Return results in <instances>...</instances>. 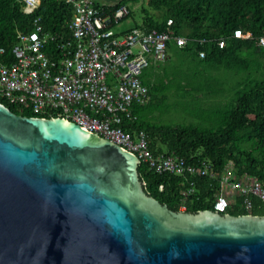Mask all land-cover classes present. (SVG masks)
<instances>
[{
  "label": "water",
  "instance_id": "95a60500",
  "mask_svg": "<svg viewBox=\"0 0 264 264\" xmlns=\"http://www.w3.org/2000/svg\"><path fill=\"white\" fill-rule=\"evenodd\" d=\"M139 163L0 101V264H264V215L172 210L145 191Z\"/></svg>",
  "mask_w": 264,
  "mask_h": 264
},
{
  "label": "trees",
  "instance_id": "16d2710c",
  "mask_svg": "<svg viewBox=\"0 0 264 264\" xmlns=\"http://www.w3.org/2000/svg\"><path fill=\"white\" fill-rule=\"evenodd\" d=\"M121 4L126 1L111 7ZM147 4L141 9V24L136 25L163 31L172 19L171 28L187 42L168 43L180 58L178 66L160 63L145 70L149 100L134 105L135 121L122 126L143 130L154 155H174L194 166L205 161L210 169L205 175L157 173L140 161L138 174L145 191L175 211L182 206L188 212L213 209L228 160L234 164L235 180L248 176L264 185V46L257 43L264 36V0H148ZM72 12L64 0H40L31 13L22 9L20 0H0V47L11 58L17 32L30 31L36 17L45 32L57 34L58 41L67 39ZM235 29L248 31L251 37H234ZM219 38L225 39L221 48ZM54 47V42L47 46L52 56ZM0 101L18 115L34 116ZM171 110L185 114L186 121L164 122L160 115H170ZM241 200L236 197L230 214L247 213ZM250 213L264 215V202L252 197Z\"/></svg>",
  "mask_w": 264,
  "mask_h": 264
},
{
  "label": "built area",
  "instance_id": "2783aa9c",
  "mask_svg": "<svg viewBox=\"0 0 264 264\" xmlns=\"http://www.w3.org/2000/svg\"><path fill=\"white\" fill-rule=\"evenodd\" d=\"M20 1L27 13L40 4V0ZM64 1L73 10L69 38L58 41V35L45 32L36 17L30 31L17 32L11 58L0 47V99L34 116L74 122L134 153L157 173L207 174L210 166L205 161L194 166L174 155H154L143 130L130 131L122 126L135 121L133 106L149 98L143 82L145 70L167 60L169 42L177 46L187 42L171 28L172 19L167 20L163 31L138 25L116 31L129 15L127 4L113 8L100 0ZM233 36L249 39L251 34L235 29ZM52 42L56 56L47 52ZM216 42L220 48L225 45L224 38ZM257 43L264 46V36ZM199 54L203 57L204 52ZM233 174L234 164L228 160L213 210L228 212L240 196V207L250 213L252 197L264 202V185L248 176L235 180Z\"/></svg>",
  "mask_w": 264,
  "mask_h": 264
},
{
  "label": "rangeland",
  "instance_id": "374dc122",
  "mask_svg": "<svg viewBox=\"0 0 264 264\" xmlns=\"http://www.w3.org/2000/svg\"><path fill=\"white\" fill-rule=\"evenodd\" d=\"M125 1H126V4L128 5L130 14L116 26L115 28L116 31H120L123 28L132 27L136 24H141L142 17H143L141 9L142 7L148 8V4H147L148 0H125ZM99 2H102V0H100ZM167 50H168V58L167 60L162 62L161 65L165 64L167 68H173L174 66H178L180 58H178L176 53L171 52L170 49H167ZM168 97H169L168 98L169 100H172V97H170V94ZM160 118L164 122H167L169 120L172 123L186 121L185 114L180 113V112L174 113L173 110H171L170 115H165V116L160 115ZM180 210H184V209L181 207Z\"/></svg>",
  "mask_w": 264,
  "mask_h": 264
},
{
  "label": "crops",
  "instance_id": "0c3cea01",
  "mask_svg": "<svg viewBox=\"0 0 264 264\" xmlns=\"http://www.w3.org/2000/svg\"><path fill=\"white\" fill-rule=\"evenodd\" d=\"M130 28V27H129ZM125 29H128V28H123L122 30H125Z\"/></svg>",
  "mask_w": 264,
  "mask_h": 264
}]
</instances>
